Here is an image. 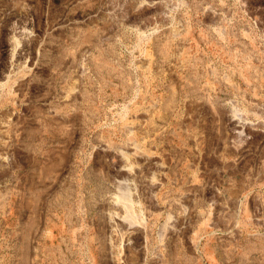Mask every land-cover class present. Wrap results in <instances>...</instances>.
I'll return each mask as SVG.
<instances>
[{
    "label": "rangeland",
    "instance_id": "1",
    "mask_svg": "<svg viewBox=\"0 0 264 264\" xmlns=\"http://www.w3.org/2000/svg\"><path fill=\"white\" fill-rule=\"evenodd\" d=\"M0 264H264V0H0Z\"/></svg>",
    "mask_w": 264,
    "mask_h": 264
},
{
    "label": "bare ground",
    "instance_id": "2",
    "mask_svg": "<svg viewBox=\"0 0 264 264\" xmlns=\"http://www.w3.org/2000/svg\"><path fill=\"white\" fill-rule=\"evenodd\" d=\"M241 125H242V124H241ZM130 146H131L130 148L133 150V153H135V154H141V155L143 154V153L140 152V149H139V147H138L136 144L131 143ZM129 150H130V149H129ZM132 150H131V151H132ZM130 153H131V152H130ZM130 153H129V154H130ZM120 155L122 156L123 153H121ZM121 181H122V180H121ZM153 184H154V183H153ZM154 185H155V184H154ZM119 189H120V192H122L123 197L125 198V199H124V203H125V202H126L125 200L127 199V195H128V194L126 193V191H125V190H126L125 182H123V181H122V182H119ZM127 192H128V191H127ZM120 194H121V193H120ZM122 194H121V195H122ZM120 201H122V200H120ZM122 202H123V201H122Z\"/></svg>",
    "mask_w": 264,
    "mask_h": 264
}]
</instances>
